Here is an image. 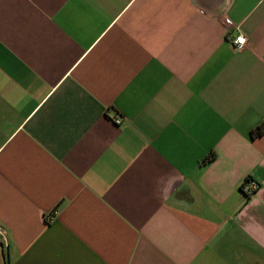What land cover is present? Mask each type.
Segmentation results:
<instances>
[{
  "label": "crops",
  "instance_id": "obj_1",
  "mask_svg": "<svg viewBox=\"0 0 264 264\" xmlns=\"http://www.w3.org/2000/svg\"><path fill=\"white\" fill-rule=\"evenodd\" d=\"M0 264H264V0H0Z\"/></svg>",
  "mask_w": 264,
  "mask_h": 264
},
{
  "label": "built area",
  "instance_id": "obj_2",
  "mask_svg": "<svg viewBox=\"0 0 264 264\" xmlns=\"http://www.w3.org/2000/svg\"><path fill=\"white\" fill-rule=\"evenodd\" d=\"M241 41H243V43ZM231 44L235 48H241L245 46L246 38L243 35H237L233 40H231ZM121 120L122 119L120 118H115L114 123L118 125L121 123ZM258 187V184L254 180H246L243 182L241 190L245 196H250L257 191Z\"/></svg>",
  "mask_w": 264,
  "mask_h": 264
},
{
  "label": "trees",
  "instance_id": "obj_3",
  "mask_svg": "<svg viewBox=\"0 0 264 264\" xmlns=\"http://www.w3.org/2000/svg\"><path fill=\"white\" fill-rule=\"evenodd\" d=\"M260 133H261V131L259 129H256L254 131H251L250 134H251L252 137H255V136L259 135Z\"/></svg>",
  "mask_w": 264,
  "mask_h": 264
},
{
  "label": "snow or ice",
  "instance_id": "obj_4",
  "mask_svg": "<svg viewBox=\"0 0 264 264\" xmlns=\"http://www.w3.org/2000/svg\"><path fill=\"white\" fill-rule=\"evenodd\" d=\"M243 43V41H241Z\"/></svg>",
  "mask_w": 264,
  "mask_h": 264
}]
</instances>
